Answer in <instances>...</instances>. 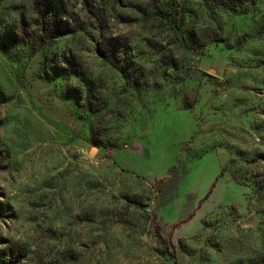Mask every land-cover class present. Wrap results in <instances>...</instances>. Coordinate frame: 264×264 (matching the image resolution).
I'll return each mask as SVG.
<instances>
[{"label":"rangeland","instance_id":"obj_1","mask_svg":"<svg viewBox=\"0 0 264 264\" xmlns=\"http://www.w3.org/2000/svg\"><path fill=\"white\" fill-rule=\"evenodd\" d=\"M0 264H264V0H0Z\"/></svg>","mask_w":264,"mask_h":264},{"label":"trees","instance_id":"obj_2","mask_svg":"<svg viewBox=\"0 0 264 264\" xmlns=\"http://www.w3.org/2000/svg\"><path fill=\"white\" fill-rule=\"evenodd\" d=\"M177 168H178L177 165L171 166L169 168V174H168V176L166 178H164V179H160V181H159L160 185L161 184L168 185L171 190L176 191V189H177V187L179 185V181H180L179 180V173H178V169ZM167 199L165 198V199H162V200L166 201ZM163 243L165 245H167V241L166 240H163ZM171 255L174 256V254H171Z\"/></svg>","mask_w":264,"mask_h":264}]
</instances>
